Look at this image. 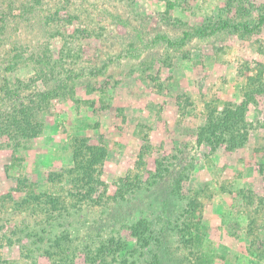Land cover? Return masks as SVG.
Segmentation results:
<instances>
[{
  "label": "rangeland",
  "instance_id": "obj_1",
  "mask_svg": "<svg viewBox=\"0 0 264 264\" xmlns=\"http://www.w3.org/2000/svg\"><path fill=\"white\" fill-rule=\"evenodd\" d=\"M10 1L0 112L48 99L39 137L0 143V264H264V25L181 41L227 4L235 22L241 8L257 18L264 0ZM252 79L245 145L200 147L210 112L239 105ZM76 140L104 153L90 189ZM141 222L150 244L132 233Z\"/></svg>",
  "mask_w": 264,
  "mask_h": 264
},
{
  "label": "trees",
  "instance_id": "obj_2",
  "mask_svg": "<svg viewBox=\"0 0 264 264\" xmlns=\"http://www.w3.org/2000/svg\"><path fill=\"white\" fill-rule=\"evenodd\" d=\"M12 1L10 2L12 3ZM168 7L171 10L175 7V5L170 3L168 4ZM62 10L63 8L57 10L53 14L52 18H56L55 22H61L69 18L67 15H61ZM231 10L232 5L227 4V10H222L219 20L214 21L211 17L205 18L202 25L192 28L191 31L184 32V37L181 41L185 43L186 41L188 42L192 40V38L206 39L212 35H224L230 31H232V33L244 32L246 34H251L256 29H259L264 25L263 12L259 14L257 18H253L250 16V11L248 12L249 14L245 15L247 11L243 12V9L241 8L240 11L237 12L238 16L243 18L244 21L235 22L230 17ZM1 30H3V27L0 26V31ZM84 31L85 33H88V30ZM70 38L73 39L74 36H70ZM162 39L167 41L165 37ZM71 52H73V50L68 49L66 46L62 51L60 50L58 56H61L60 58L62 59L61 61L59 60V65H61V67L64 62H66L63 61L64 57V60H66L69 56L73 57L71 56ZM45 53L48 54L47 50ZM54 54L53 50L50 49V55L54 56ZM36 56L39 55L37 54ZM14 59L17 60V57ZM262 87H264V85H262ZM8 89L9 88L6 87L5 94L10 96L11 92ZM260 89L261 86H256L252 79L251 86H249V90L245 94V99L239 105H228L223 111L213 110L210 112L205 125L198 131V145L200 147L210 145L214 148L218 147V145H226L231 150L244 146L250 135V123L247 121L248 109L250 104L254 103L256 99L255 93L259 92ZM43 95L44 94L37 95L39 100L36 103L32 101V104H27L20 99V104H16L12 112H0V143H3L2 141L7 139L10 143L18 145L22 140L29 141L42 134L44 124L37 121V114L39 111L38 109H40L41 105L48 99V97ZM76 141L78 145L74 151V160L76 162L78 172L81 175L80 184H85V186L90 189L91 185L94 183V177L97 173L96 167L102 161L101 155L104 153L103 150L97 148H93V151L89 150L88 152L87 145L83 140ZM89 153L91 156H89ZM49 202L50 207L57 210L59 207L58 199L50 197ZM131 229L133 235L138 236L139 240L146 239V244L151 243L150 235H146V231L150 229V226L146 222H141ZM61 243V239H58L56 242L59 249L62 248V246H60ZM111 245L120 247V240L112 239Z\"/></svg>",
  "mask_w": 264,
  "mask_h": 264
}]
</instances>
